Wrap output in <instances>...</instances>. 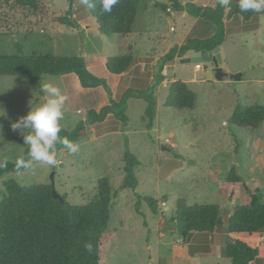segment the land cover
I'll list each match as a JSON object with an SVG mask.
<instances>
[{"label": "rangeland", "instance_id": "374dc122", "mask_svg": "<svg viewBox=\"0 0 264 264\" xmlns=\"http://www.w3.org/2000/svg\"><path fill=\"white\" fill-rule=\"evenodd\" d=\"M155 2L169 8L175 2L203 4L201 0H143L133 32L120 37L100 34L83 0H75L73 6L79 29L58 22L71 9L66 0H41L37 12L14 0H0V56L18 54L20 47L26 56H83L104 66L105 59L114 56L130 55L133 60L163 57L191 31L204 29L189 14H169L171 10L156 8ZM228 25L221 67L226 73L242 74V80L218 81L213 63L203 62V70L181 60L168 63V85L154 93L156 115L150 130L147 103L130 100L127 127L115 120V124H87L76 142L78 153L70 154L57 145L61 146L57 150L59 166L34 163L32 169L2 176L0 202L6 194L4 183L13 180L21 186L54 185L70 205H87L97 194L98 182L108 179L112 193H118L108 226L114 235L106 255L108 264H232L222 253L229 238V219L238 206L250 203L253 191L264 192V126L241 130L231 122L239 104L264 106V18L258 15L250 22L239 18ZM140 26L142 32L137 34ZM173 80L187 83L196 94L194 109L166 106L176 83ZM48 81L67 97L62 130L73 132L87 122L89 110L102 106L99 95L92 92L97 90L82 89L75 74L45 75L41 83ZM112 84L119 99L126 87ZM43 96L26 82L0 77V160L16 163L25 157L28 147L12 124L40 104ZM127 146L141 163L135 169L139 185L136 190L120 191ZM233 169L242 183L229 181ZM145 198L158 203L157 213ZM182 204L218 205L223 226L212 235L192 234L183 241L173 222ZM245 240L259 249L263 259L258 264H264V233Z\"/></svg>", "mask_w": 264, "mask_h": 264}, {"label": "trees", "instance_id": "16d2710c", "mask_svg": "<svg viewBox=\"0 0 264 264\" xmlns=\"http://www.w3.org/2000/svg\"><path fill=\"white\" fill-rule=\"evenodd\" d=\"M71 9L58 19V22L72 29H79V23L73 19L75 0H66ZM16 5L28 7L32 12L41 8V0H14ZM143 0H119L111 13H103L98 0L90 7V15L100 34L106 36H128L133 32L139 8ZM154 6L163 11L168 7L160 2ZM178 12H186L193 18H202L215 27V34L208 39H190L180 47H174L162 59V67L182 59L190 50L212 52L222 46L226 35V21L241 17L250 21L260 12L241 13L239 0H230L227 8L221 7L219 0L207 7L195 4H173ZM133 64L130 55L114 56L105 59L107 71L113 75L125 73ZM75 74L82 89L103 88L108 95L109 103L99 110H89L87 122H81L69 133L62 130L60 135L78 142L87 124H101L112 115L124 127L128 126L127 114L130 100H144L147 103V129L153 127L156 115L154 86L146 90L129 89L119 100L105 80L94 76L87 68L85 58L62 57L53 55L26 56L19 47L18 54L0 56V77L9 76L18 84L28 83L40 90L43 76H65ZM197 96L184 82H176L171 89L167 107L176 110L194 109ZM231 122L241 130H256L264 126V106L239 104ZM61 146H57L59 150ZM28 151L25 159L28 158ZM125 180L120 191L136 190L139 181L135 169L141 165L138 158L129 150L124 155ZM16 163H7L0 168V178L6 174L19 173ZM229 181L242 183V178L233 169ZM6 194L0 202V264H108L106 255L114 235L108 232L111 219L113 194L108 179L98 182L97 194L87 205L73 206L67 203L64 196L55 190L54 185L21 186L13 180L4 183ZM139 201L142 200L138 196ZM152 211L158 212V203L145 198ZM138 210V207H137ZM179 236L187 241L192 234H214L223 226L221 208L218 205H180L173 218ZM264 233V192L256 189L251 194L248 205L238 206L229 219L228 241L223 255L232 264H258L263 259L257 248L251 247L246 238H254ZM88 246H91L89 251Z\"/></svg>", "mask_w": 264, "mask_h": 264}, {"label": "clouds", "instance_id": "9594fccd", "mask_svg": "<svg viewBox=\"0 0 264 264\" xmlns=\"http://www.w3.org/2000/svg\"><path fill=\"white\" fill-rule=\"evenodd\" d=\"M90 7H95V3H89V0H83ZM102 14L111 13L112 8L119 0H98ZM221 7L227 8L230 0H219ZM239 9L241 13L264 10V0H239ZM41 92L44 93L42 102L35 107H31L26 116H21L12 124L13 131H19L23 137L24 144L28 147V158H18L15 164V170H29L33 168L34 163H40L49 166H59L57 159V145H62L70 154H76L79 151V144L69 140L67 137H61V121L64 119L66 95L62 94L61 89L55 83L48 81L40 85ZM2 111V110H0ZM7 161L0 160V168H6ZM91 251V246H88Z\"/></svg>", "mask_w": 264, "mask_h": 264}, {"label": "crops", "instance_id": "0c3cea01", "mask_svg": "<svg viewBox=\"0 0 264 264\" xmlns=\"http://www.w3.org/2000/svg\"><path fill=\"white\" fill-rule=\"evenodd\" d=\"M201 1H203V4L201 5V7H207V6L213 5L215 0H201ZM181 5H186V4H181ZM168 11H170L169 14H173L174 12H176V10L173 7H170V8L168 7L166 12H168ZM262 11L263 12H260L256 16L260 15V16H263V18H264V10H262ZM255 17H253L250 21H252ZM239 18H241V17H233V18L226 21L227 35L229 33V30H230L228 24L231 22H234V20L239 19ZM241 20H244V19L241 18ZM136 21H137V19H136ZM250 21H246V22H250ZM143 24H144V22H143ZM209 24H211V23L208 21H205L202 18H196V25L197 26L202 25V26H204V29H201L199 31H191L190 34L188 36H186L185 38H183V40H181V42L176 47H180V46L184 45L190 39H208V38L212 37L215 34L216 30H215V27L213 24H211V25H209ZM172 31L174 32V30H172ZM141 32H142V28L140 26L137 29V34H141ZM236 33H239V32H236ZM191 35H194L195 38H191V37H193ZM227 35H226V37H227ZM124 37H126V36H124ZM225 41H226V38H225ZM225 41H224V43H225ZM224 43L221 46L222 57L224 55ZM128 47L131 48V45H128ZM167 54H168V52L166 54H164L163 57H159V56L146 57V56H143L142 58L140 57L136 60H133L132 66L125 73H123L121 75L110 74L107 71L106 66L105 65L103 66V64L100 63V61H98V60H94V61L89 62L88 60L85 59V61H86V65H87L88 70L94 76H95V74H98V75H102V77L105 78V79H103V78L102 79L106 81V83L108 84L112 93H113L112 82H114L115 85L118 87L121 85H124V87H126V88H124L126 90H124L123 94L129 89L146 90V89L151 88L152 86H154V89H155L154 93H155L157 90L162 89V88H166L168 85V80L166 78L168 77V74H169V72H168L169 66H168V64H166L164 67H162V59ZM182 59H184V58H182ZM182 59L176 58L173 62H175L177 60H182ZM103 63H104V61H103ZM159 67H160V70L158 71V74L156 75L154 73V70L159 68ZM176 81L177 80H173V82H176ZM140 85H141V87L142 86H144V87L141 88V87H139ZM101 89H103V88H98V89L96 88V89H89V90H97V91H92V92H95V94H97V96L99 95V97L101 99L100 105H102L101 106V108H102L103 106H105L109 103V98H108V95H107V98L105 97V94H104L105 90L103 89L104 92H102ZM123 94L120 96V98L123 96ZM113 98L115 100L120 99V98L117 99L114 96V93H113ZM128 108H129V106H128ZM114 120H115V118L112 115H110L106 119V121L103 122V124H106V125L110 124V123L115 124L116 120L115 121ZM102 134L103 133H101L100 135H102Z\"/></svg>", "mask_w": 264, "mask_h": 264}, {"label": "water", "instance_id": "95a60500", "mask_svg": "<svg viewBox=\"0 0 264 264\" xmlns=\"http://www.w3.org/2000/svg\"><path fill=\"white\" fill-rule=\"evenodd\" d=\"M181 62L183 64H202L203 62L213 63L215 65V73L218 81L228 79L232 81H240L243 78V75L240 73L224 72L223 68L221 67V65L223 64L221 46H217L212 52L190 50L188 52V57L182 59ZM163 149H166V147H164Z\"/></svg>", "mask_w": 264, "mask_h": 264}, {"label": "built area", "instance_id": "2783aa9c", "mask_svg": "<svg viewBox=\"0 0 264 264\" xmlns=\"http://www.w3.org/2000/svg\"><path fill=\"white\" fill-rule=\"evenodd\" d=\"M196 69L202 70L203 69V65L202 64H196Z\"/></svg>", "mask_w": 264, "mask_h": 264}]
</instances>
